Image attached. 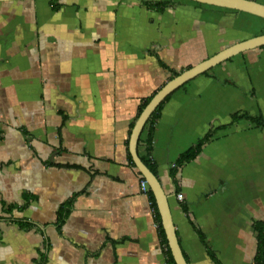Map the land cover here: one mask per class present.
Here are the masks:
<instances>
[{
  "label": "crops",
  "instance_id": "1",
  "mask_svg": "<svg viewBox=\"0 0 264 264\" xmlns=\"http://www.w3.org/2000/svg\"><path fill=\"white\" fill-rule=\"evenodd\" d=\"M145 1L0 2V264H168L129 160L132 125L172 80L158 60L181 74L264 35V19L183 0L158 13ZM235 113L264 119V46L175 91L156 124L151 157L188 264H214L195 229L222 264H254L264 128L232 123ZM217 128L172 179L178 157Z\"/></svg>",
  "mask_w": 264,
  "mask_h": 264
},
{
  "label": "water",
  "instance_id": "2",
  "mask_svg": "<svg viewBox=\"0 0 264 264\" xmlns=\"http://www.w3.org/2000/svg\"><path fill=\"white\" fill-rule=\"evenodd\" d=\"M11 0H0V2ZM192 3L223 8L226 10L238 11L250 15L257 16L264 19V4L257 0H186ZM264 46V35L249 39L247 41L235 44L213 57L195 65L194 67L182 72L159 90L149 104L145 107L141 115L138 117L134 128L132 130L129 151L131 153L133 162L142 177L147 181L150 191L153 193L158 211L161 216L163 229L165 231L166 239L168 241L169 249L172 253L176 264H188L184 253L182 251L175 224L172 218L169 197L165 193L162 184L158 178L142 161L138 153V143L144 128L159 106L175 91L192 81L196 77L212 70L214 67L227 61L228 59L242 54L246 51L253 50Z\"/></svg>",
  "mask_w": 264,
  "mask_h": 264
},
{
  "label": "trees",
  "instance_id": "3",
  "mask_svg": "<svg viewBox=\"0 0 264 264\" xmlns=\"http://www.w3.org/2000/svg\"><path fill=\"white\" fill-rule=\"evenodd\" d=\"M183 1H186V0H183ZM187 2H189V1H187ZM50 4H51L53 10L59 9V5L56 3V0H51ZM143 4L149 10L154 11V12H158V13H163L166 10L171 9V8H175L179 5L174 0H159V1L147 0ZM194 4L199 6V7L204 6V5L198 4V3H194ZM157 58L159 59L158 56H157ZM158 61L163 68L171 71L172 79L179 75L178 72L171 70L164 62H162L161 60H158ZM207 74H208V71L204 73V75H207ZM153 97H154V95L152 97H149L148 99H146L143 102V105L140 109L139 116L141 115V113L143 112V110L149 104V102L152 100ZM171 97H172V95H170L159 106V108L153 113V115L151 116V118L147 122V124L144 128V131L141 135V138L139 140V143H138V149L141 147V145H145L146 154L141 156V159L156 176H158L157 165L151 157L152 151H153V144H154V132H155L156 124H157V122L161 116V110H162L163 106L171 99ZM240 119H247V120L251 121L252 123H254L256 126L264 128V119L260 115L255 116V117L249 116L247 114H239V113H235L234 115H232V123H235ZM134 125H132V128H134ZM225 127L226 126H223L220 128H225ZM220 128L210 129L208 131V133L202 139H200L195 145H193L191 148H189L188 150L183 152L178 157L174 166L170 170V176L172 177V179L175 180L178 171L181 168H183L185 165L191 163L193 160H195L197 158V156L201 153L203 146L205 144H207L208 142H210L214 138V136L217 134V131ZM145 132H146V137L143 139L142 136H143V134H145ZM127 145H129V141H127ZM129 160H130L131 165L135 166L133 163L132 157L130 155H129ZM147 194H148V197H149L152 209H153L155 221H156L157 226H158L159 238L161 240L162 246L165 249V255L167 258V263L168 264H176L174 261V258L172 256V253L169 249V246H168V241L166 239L165 231L163 229L161 216H160V213L158 211V207H157L155 197L150 190L147 192ZM26 197H27L26 199H29L28 196H26ZM71 205H72V202H68L65 205H63L60 208V210L58 211L56 226H57L59 231H61L63 225L66 222V219H67L69 212H70ZM15 208L16 207H14V206L6 207L4 205L2 212L4 214H11ZM20 209H22V208H20ZM182 209L186 214H188V208L185 204H182ZM1 219H2V216L0 215V220ZM10 221L17 223V224L21 225L22 227H30V224L22 223L18 220L10 219ZM195 230H196V233L198 234V237H199L201 243L205 246L207 254L210 257V259L214 262V264H222V262L216 256L215 252L209 247V245L206 241L205 235L200 230H198V229H195ZM253 230L256 233V241H257L256 254L254 256V264H264V220H259V221L254 222ZM184 256L186 258L185 254H184ZM186 260H187V258H186Z\"/></svg>",
  "mask_w": 264,
  "mask_h": 264
},
{
  "label": "built area",
  "instance_id": "4",
  "mask_svg": "<svg viewBox=\"0 0 264 264\" xmlns=\"http://www.w3.org/2000/svg\"><path fill=\"white\" fill-rule=\"evenodd\" d=\"M141 188L144 193L147 194V192L150 190L147 181L141 177ZM178 201L182 202L184 200V197L182 194L177 195Z\"/></svg>",
  "mask_w": 264,
  "mask_h": 264
},
{
  "label": "rangeland",
  "instance_id": "5",
  "mask_svg": "<svg viewBox=\"0 0 264 264\" xmlns=\"http://www.w3.org/2000/svg\"><path fill=\"white\" fill-rule=\"evenodd\" d=\"M188 3H190V2H188ZM203 7L208 8V9H218V10H222L223 9V8H216V7L207 6V5H204Z\"/></svg>",
  "mask_w": 264,
  "mask_h": 264
}]
</instances>
